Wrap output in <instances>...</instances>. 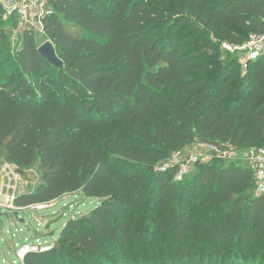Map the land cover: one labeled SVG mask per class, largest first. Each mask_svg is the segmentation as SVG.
<instances>
[{
	"label": "trees",
	"instance_id": "16d2710c",
	"mask_svg": "<svg viewBox=\"0 0 264 264\" xmlns=\"http://www.w3.org/2000/svg\"><path fill=\"white\" fill-rule=\"evenodd\" d=\"M43 33L13 53L0 3V165L37 164L19 206L75 194L68 217L24 264H264V195L241 159L213 157L176 180L195 143L264 147V0H50ZM50 40L64 68L39 47Z\"/></svg>",
	"mask_w": 264,
	"mask_h": 264
},
{
	"label": "built area",
	"instance_id": "2783aa9c",
	"mask_svg": "<svg viewBox=\"0 0 264 264\" xmlns=\"http://www.w3.org/2000/svg\"><path fill=\"white\" fill-rule=\"evenodd\" d=\"M50 0H0L4 10L5 17L17 15L19 25L23 29H32L36 33H43V19L47 15L53 14V8L50 7ZM222 48L231 53H241L240 61L243 73L246 74L250 65L255 61L264 57V33L253 34L243 45L223 44ZM225 145V146H224ZM180 155V153L175 154ZM174 156V155H173ZM213 157L226 158L229 160L241 159L246 162L254 170L255 177V194L264 195V147L260 149H246L242 154L238 148L230 143L222 145L195 143L193 151L189 153L185 159V166L181 167L176 180L183 178L187 172V167L194 165L199 160ZM173 158V157H172ZM169 166L166 164L161 169ZM27 173H32L34 177L39 179L38 168L36 170L27 169L22 172L14 163L4 161L0 165V210L12 216L14 219L16 213L20 216L21 212L39 211L51 208L59 201L31 204L28 206H19L17 198L23 194L21 186ZM18 219V218H17ZM33 235V234H31ZM32 237H35L32 236ZM51 248V244L44 243L36 245L31 239L30 242L23 244L15 250L18 257L17 262L12 264H24L25 256L32 251H45Z\"/></svg>",
	"mask_w": 264,
	"mask_h": 264
},
{
	"label": "rangeland",
	"instance_id": "374dc122",
	"mask_svg": "<svg viewBox=\"0 0 264 264\" xmlns=\"http://www.w3.org/2000/svg\"><path fill=\"white\" fill-rule=\"evenodd\" d=\"M23 27L11 26L7 27V32L10 36L13 53L18 48ZM241 57V53H235ZM194 145L187 147L180 155H174L170 160L169 165L180 164V167L185 166V159L189 153L193 151ZM225 146V145H224ZM245 150H240L242 154ZM208 158L201 160L203 163L210 161ZM37 164L30 168L36 170ZM195 164L187 167L186 174L193 173L196 169ZM21 186V192L35 189L39 179L33 176L32 173H27ZM97 199L82 200L77 193L68 195L67 197L56 203L51 208H46L39 211L21 212L19 219L7 215L4 217V228L0 231V264L19 263L15 250L19 248L23 242H30L31 239L36 245L44 243L55 244V240L59 237L64 224L68 217H73L74 214H83L89 212L96 204ZM20 219H24L21 221ZM33 234V235H31ZM35 237H32L34 236Z\"/></svg>",
	"mask_w": 264,
	"mask_h": 264
},
{
	"label": "water",
	"instance_id": "95a60500",
	"mask_svg": "<svg viewBox=\"0 0 264 264\" xmlns=\"http://www.w3.org/2000/svg\"><path fill=\"white\" fill-rule=\"evenodd\" d=\"M39 50L41 54L55 67L64 68V62L57 55L54 44L47 40L40 47ZM7 216V213L2 212L0 210V231L4 228V217ZM16 217L19 219L18 213H16ZM24 221V219H20Z\"/></svg>",
	"mask_w": 264,
	"mask_h": 264
},
{
	"label": "crops",
	"instance_id": "0c3cea01",
	"mask_svg": "<svg viewBox=\"0 0 264 264\" xmlns=\"http://www.w3.org/2000/svg\"><path fill=\"white\" fill-rule=\"evenodd\" d=\"M35 189H32V190H28L27 192H24V193H32Z\"/></svg>",
	"mask_w": 264,
	"mask_h": 264
}]
</instances>
